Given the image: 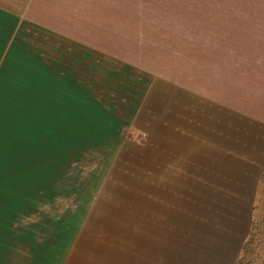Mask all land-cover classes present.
I'll list each match as a JSON object with an SVG mask.
<instances>
[{
  "label": "rangeland",
  "instance_id": "obj_1",
  "mask_svg": "<svg viewBox=\"0 0 264 264\" xmlns=\"http://www.w3.org/2000/svg\"><path fill=\"white\" fill-rule=\"evenodd\" d=\"M258 106L264 0H0V264H183L146 142Z\"/></svg>",
  "mask_w": 264,
  "mask_h": 264
},
{
  "label": "crops",
  "instance_id": "obj_2",
  "mask_svg": "<svg viewBox=\"0 0 264 264\" xmlns=\"http://www.w3.org/2000/svg\"><path fill=\"white\" fill-rule=\"evenodd\" d=\"M186 113L179 109L170 116L172 122L162 121L161 131L145 146L149 171L150 156L161 157L162 191L164 195L170 189L172 210L183 216L192 205V222L184 230L183 264H237L246 253L250 259L257 253L262 264L264 106L249 110L205 107L203 113L195 111L198 116ZM187 116L201 123L188 121ZM161 214L166 226L174 212L168 208Z\"/></svg>",
  "mask_w": 264,
  "mask_h": 264
}]
</instances>
